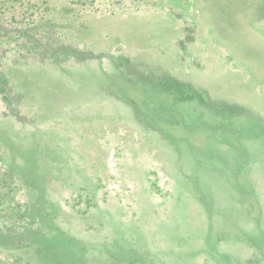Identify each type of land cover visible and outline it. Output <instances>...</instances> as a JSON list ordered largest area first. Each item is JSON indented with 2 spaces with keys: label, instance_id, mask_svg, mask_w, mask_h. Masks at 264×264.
Listing matches in <instances>:
<instances>
[{
  "label": "rangeland",
  "instance_id": "obj_1",
  "mask_svg": "<svg viewBox=\"0 0 264 264\" xmlns=\"http://www.w3.org/2000/svg\"><path fill=\"white\" fill-rule=\"evenodd\" d=\"M263 238L264 0H0V264H264Z\"/></svg>",
  "mask_w": 264,
  "mask_h": 264
},
{
  "label": "trees",
  "instance_id": "obj_2",
  "mask_svg": "<svg viewBox=\"0 0 264 264\" xmlns=\"http://www.w3.org/2000/svg\"><path fill=\"white\" fill-rule=\"evenodd\" d=\"M242 159H243V158H242ZM236 183H237V182H235V184H234L235 187H231L230 190H235V191L238 193V192H240V190H238V189H237L238 191L236 190ZM250 215H251V213H250ZM255 220H257V219H255ZM256 226L259 227L258 221L256 222ZM216 234L220 235V233H215V235H216ZM238 234H239V233H238ZM259 237H261V235H259ZM261 239H262V237H261ZM263 240H264V238H263ZM261 243H262V242H261ZM256 253H257V254H256ZM256 253H255V256L259 255L258 252H256Z\"/></svg>",
  "mask_w": 264,
  "mask_h": 264
}]
</instances>
